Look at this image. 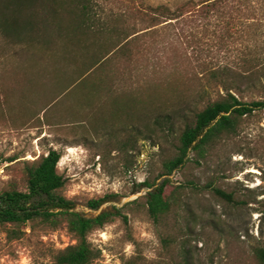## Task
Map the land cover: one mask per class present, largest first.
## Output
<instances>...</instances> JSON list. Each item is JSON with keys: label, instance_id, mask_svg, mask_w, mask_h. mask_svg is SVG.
<instances>
[{"label": "rangeland", "instance_id": "1", "mask_svg": "<svg viewBox=\"0 0 264 264\" xmlns=\"http://www.w3.org/2000/svg\"><path fill=\"white\" fill-rule=\"evenodd\" d=\"M99 1L105 11L130 9L128 0ZM136 1L144 7L164 4L172 10L185 4L191 10L200 0ZM189 20L161 23L156 34L141 36L135 44L143 49L134 63L115 55L99 69L97 80L69 86L75 66L67 55L73 51L79 60L89 52L64 43L51 26L45 37L38 36L28 47L8 44L0 37V189L8 179L20 177L15 161L32 160L48 149L60 153L57 168L66 180L64 193L74 198V210L85 216L145 194L149 190L142 185L145 180L158 184L163 176L155 177L162 159L172 152V136L155 124L157 111L149 104L147 87L168 79L171 63L179 59L176 51H163L162 44L176 46L179 40L193 67L197 51L206 61L213 53L207 51L211 38ZM191 31H197L195 37L200 39L198 50L192 48ZM105 42L101 39L98 46ZM136 46L130 45V50ZM165 59L171 65L153 71ZM188 155L193 157V152ZM168 178L170 185L194 178L235 193L234 203L207 191L190 197L193 234L188 239L193 264H248L252 249L264 244V110L243 123L238 135L218 145L207 161L199 166L189 163L184 174L175 169ZM105 195L110 200L98 209L85 203ZM127 216L126 224L118 218L89 234L92 246L100 251L91 264H122L132 255L150 262L162 253L146 216L142 212ZM72 243L64 227L39 237L7 240L0 226V264H50L55 250Z\"/></svg>", "mask_w": 264, "mask_h": 264}, {"label": "trees", "instance_id": "2", "mask_svg": "<svg viewBox=\"0 0 264 264\" xmlns=\"http://www.w3.org/2000/svg\"><path fill=\"white\" fill-rule=\"evenodd\" d=\"M128 2L130 9L105 11L99 0H0V37L8 44L28 47L38 36L45 37L51 26L64 43L89 52L79 60L73 51L67 55L75 66L68 86L97 80L99 69L115 55L134 63L143 49L135 44L137 40L156 34L161 23L191 19L194 28L211 38L207 51L213 53L206 61L197 51L194 67L179 40L176 46L162 44L163 51L174 50L179 59L171 63L173 73L168 79L150 84L147 93L157 111L155 124L172 136V152L162 159L155 177L163 176L162 180L143 182L149 189L145 194L85 216L74 210V198L64 193L66 180L57 168L58 151L48 149L32 160L13 163L20 166V177L8 179L0 189V226L7 240L39 237L64 227L74 243L55 250L50 264H91L100 251L92 246L89 234L118 218L126 224L127 213L135 212H142L152 224L162 253L150 262L132 255L122 264H193L188 239L193 234L190 197L207 191L211 197L234 203L235 193L194 178L170 185L168 176L179 168L184 174L189 163L199 166L207 161L218 145L238 135L243 123L264 110V0H200L191 10L185 4L172 10L164 4L144 7L136 0ZM196 32L190 33L194 50L201 48ZM103 38L104 46H98ZM236 40L238 45L232 46ZM132 44L139 48L131 51ZM167 59L156 63L153 71L169 67ZM108 198L92 197L85 203L98 209ZM211 224L219 234L215 223ZM248 264H264V244L252 249Z\"/></svg>", "mask_w": 264, "mask_h": 264}]
</instances>
